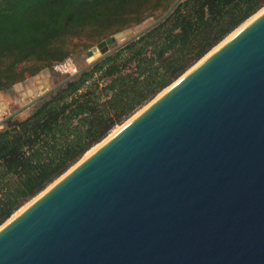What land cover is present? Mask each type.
Wrapping results in <instances>:
<instances>
[{
    "label": "water",
    "instance_id": "95a60500",
    "mask_svg": "<svg viewBox=\"0 0 264 264\" xmlns=\"http://www.w3.org/2000/svg\"><path fill=\"white\" fill-rule=\"evenodd\" d=\"M181 1L100 42L59 84L27 91L0 127ZM213 51L0 227V264H264V12Z\"/></svg>",
    "mask_w": 264,
    "mask_h": 264
},
{
    "label": "trees",
    "instance_id": "16d2710c",
    "mask_svg": "<svg viewBox=\"0 0 264 264\" xmlns=\"http://www.w3.org/2000/svg\"><path fill=\"white\" fill-rule=\"evenodd\" d=\"M176 0H0V91L161 16ZM264 0H183L160 24L0 127V227L169 88Z\"/></svg>",
    "mask_w": 264,
    "mask_h": 264
},
{
    "label": "rangeland",
    "instance_id": "374dc122",
    "mask_svg": "<svg viewBox=\"0 0 264 264\" xmlns=\"http://www.w3.org/2000/svg\"><path fill=\"white\" fill-rule=\"evenodd\" d=\"M264 11V8L259 11L256 15H254L252 18H250L247 22H245L240 28H238L234 33H232L227 39H225L226 41L228 39H230L232 36H234L236 33H238L241 29H243L246 25H248L251 21H253L255 18V16H259L261 12ZM259 14V15H258ZM126 37V33H123L120 37L121 40L125 39ZM225 40L223 42H225ZM120 41V40H119ZM98 44H96L95 46H93L92 48L96 47ZM117 44H113L110 46V48L115 47ZM222 45V44H221ZM92 48H90L89 50H91ZM89 50H87L85 53L83 54H73L72 56H70L69 58H71L75 64L78 67V70L82 69L83 67H85L88 64V52ZM65 79L64 76L59 75L57 73H55L53 71V69H50L49 74H47L44 70L39 72L38 74L28 77L25 81L20 82L18 84H16V87H13L11 90L6 91V92H0V106L4 105V109H2V112L0 113V121L3 120L5 117L9 116L10 114L14 113L15 111H17L19 108L22 107L23 103H26L30 97L29 95L26 94L27 91L29 90H33V93H41L44 90H47L57 84H59L60 82H62ZM176 83V82H175ZM174 83V84H175ZM173 84V85H174ZM172 86V85H171ZM170 88V87H169ZM168 89V88H167ZM162 91L157 97H155V99H153L150 103H147L145 106H143L142 108L138 109L134 115H132L128 120H126L123 124L117 126L111 133L110 135L99 145L95 146L93 149H91L82 159L80 162H82L83 160H85L88 156H90V154L94 153L100 146H102L108 139H110L111 137H113L116 133H118L126 124H128L132 119H134L136 116H138L140 113H142L147 107H149L155 100H157L160 96H162V94H164L166 91ZM23 101V103H22ZM31 110L33 111V107H31L29 110H26L24 112H22L17 118V120L24 118L28 115L29 112H31ZM79 162V163H80ZM78 165V164H76ZM75 165V166H76ZM74 166V167H75ZM72 169V168H71ZM70 169V170H71ZM69 170V171H70ZM68 171V172H69ZM58 181V180H57ZM56 181V182H57ZM54 184V183H53ZM53 184L50 186L52 187ZM49 187V188H50ZM48 188V189H49ZM47 189V190H48ZM45 193V191L40 194L38 197H36L35 199H33L31 202H29L27 205H25L21 210H19L10 220H12L13 218H15L19 213H21L22 211H24L28 206H30L33 202H35L40 196H42ZM9 220V221H10Z\"/></svg>",
    "mask_w": 264,
    "mask_h": 264
},
{
    "label": "built area",
    "instance_id": "2783aa9c",
    "mask_svg": "<svg viewBox=\"0 0 264 264\" xmlns=\"http://www.w3.org/2000/svg\"><path fill=\"white\" fill-rule=\"evenodd\" d=\"M53 71L59 75L64 76L65 78L76 74L79 70L75 62L71 58L56 63L53 66Z\"/></svg>",
    "mask_w": 264,
    "mask_h": 264
},
{
    "label": "bare ground",
    "instance_id": "6f19581e",
    "mask_svg": "<svg viewBox=\"0 0 264 264\" xmlns=\"http://www.w3.org/2000/svg\"><path fill=\"white\" fill-rule=\"evenodd\" d=\"M263 12H264V11H263ZM261 13H262V12H261ZM261 13H260V14H261ZM258 15H259V14H258ZM256 17H257V16H255L254 18H256ZM225 42H226V40H225ZM221 44L223 45V44H224V42H223V43H221ZM221 44H220V45H219L217 48H219L220 46H222ZM217 48H215L214 50H216ZM213 52H214V51H213ZM213 52H212V53H213ZM212 53H210V54H212ZM108 140H109V139H108ZM108 140H107V141H108ZM107 141H106V142H107ZM90 155H91V154H90Z\"/></svg>",
    "mask_w": 264,
    "mask_h": 264
}]
</instances>
